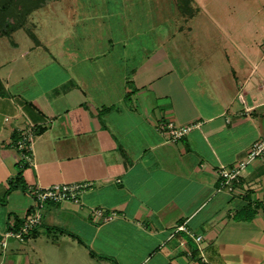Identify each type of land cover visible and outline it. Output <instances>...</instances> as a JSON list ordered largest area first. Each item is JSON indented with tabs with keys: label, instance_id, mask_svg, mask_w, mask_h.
I'll return each instance as SVG.
<instances>
[{
	"label": "crops",
	"instance_id": "1",
	"mask_svg": "<svg viewBox=\"0 0 264 264\" xmlns=\"http://www.w3.org/2000/svg\"><path fill=\"white\" fill-rule=\"evenodd\" d=\"M33 15L17 30L31 39L26 50L0 46V234L23 225L35 189L89 182L78 203H48L31 233L43 226L56 233L53 264H264V164H250L235 192L219 190L220 169L244 160L264 137V37L205 14L218 25L212 34L186 48L183 27L162 26L159 44L139 60L138 47L126 45L89 54L59 42L52 52ZM61 36L54 28L52 42ZM168 123L194 128L173 140L162 128ZM30 125L27 164L14 142ZM17 179L25 189L10 191ZM249 204L254 219L237 220ZM95 208L118 215L96 223Z\"/></svg>",
	"mask_w": 264,
	"mask_h": 264
},
{
	"label": "rangeland",
	"instance_id": "2",
	"mask_svg": "<svg viewBox=\"0 0 264 264\" xmlns=\"http://www.w3.org/2000/svg\"><path fill=\"white\" fill-rule=\"evenodd\" d=\"M31 14H34L32 21L38 24V38L48 48L50 45L52 52L59 42L69 46L73 41L89 54L98 53L100 50L97 48L109 51L113 46L122 52L120 47L126 45L128 49L138 47L139 60L148 47L153 51L159 44V34L155 31L162 26L167 27L170 33L183 27L186 48L190 40L194 44L198 37L212 34L208 29L218 25L211 20L209 22L205 14L226 29H240L245 35L264 37V0H53ZM72 14H80L81 17L76 19ZM190 14L197 15V19L185 21ZM190 27L193 34L188 33ZM54 28H61L64 35L57 42H52ZM78 29H83V33L76 31ZM66 31L76 33L69 39L64 34ZM221 38L215 35V45L228 51V44ZM14 43L24 50L32 44L25 30L0 39V46L10 52H18ZM55 234L48 233L43 226L39 235L30 234L25 242L9 239L6 249L0 246V264H53L56 256L54 258L50 251V239Z\"/></svg>",
	"mask_w": 264,
	"mask_h": 264
},
{
	"label": "built area",
	"instance_id": "3",
	"mask_svg": "<svg viewBox=\"0 0 264 264\" xmlns=\"http://www.w3.org/2000/svg\"><path fill=\"white\" fill-rule=\"evenodd\" d=\"M238 98L244 105L245 112L248 113L251 111L243 92L239 94ZM162 128L173 140H181L191 132L194 126L176 127L173 123H168L163 125ZM34 132L35 127L30 125L22 132L21 136L14 144L22 160L27 164H31L33 161L32 142ZM255 161L264 164V137L252 144L244 160L232 167H222L220 169L219 175L221 180L219 190H226L229 193L235 192L242 182L243 172ZM92 186V183L86 182L82 184H57L48 188L35 189L31 193L34 200L31 213L27 216L23 225L18 229L13 228L0 234V246L5 249L9 239L25 242L26 238L41 224L42 212L48 203L59 204L65 201L78 203L82 193L92 188ZM90 214L96 223L101 224L114 220L118 215L114 211H108L102 208L91 209ZM180 229L183 230V228ZM201 239L202 237H198L196 240L200 241Z\"/></svg>",
	"mask_w": 264,
	"mask_h": 264
},
{
	"label": "trees",
	"instance_id": "4",
	"mask_svg": "<svg viewBox=\"0 0 264 264\" xmlns=\"http://www.w3.org/2000/svg\"><path fill=\"white\" fill-rule=\"evenodd\" d=\"M50 1L53 0H0V39L9 37L14 31L25 28L29 15L35 10L45 7ZM193 15L190 14V17ZM28 33L38 43L35 34L31 30H28ZM5 93V87L0 79V95H5ZM9 185L10 191L17 188L25 189L22 179L10 180ZM256 214L257 208L249 204L237 212L236 219L252 221Z\"/></svg>",
	"mask_w": 264,
	"mask_h": 264
}]
</instances>
